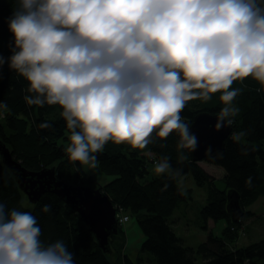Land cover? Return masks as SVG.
I'll return each mask as SVG.
<instances>
[{
	"label": "clouds",
	"instance_id": "obj_1",
	"mask_svg": "<svg viewBox=\"0 0 264 264\" xmlns=\"http://www.w3.org/2000/svg\"><path fill=\"white\" fill-rule=\"evenodd\" d=\"M13 2L14 43L7 59L0 55V72L7 63L27 81V105L61 109L74 163L97 167L109 141L144 149L157 128V137L175 132L180 148L195 151L198 138L181 115L188 101L219 93V131L239 111L234 81L252 77L264 87V0ZM6 111L0 101V115ZM154 171L180 176L166 157ZM41 234L31 212L0 202V264H75L64 241L45 245Z\"/></svg>",
	"mask_w": 264,
	"mask_h": 264
},
{
	"label": "trees",
	"instance_id": "obj_2",
	"mask_svg": "<svg viewBox=\"0 0 264 264\" xmlns=\"http://www.w3.org/2000/svg\"><path fill=\"white\" fill-rule=\"evenodd\" d=\"M13 0L0 3V55H11L13 37L8 29V19L15 10ZM240 89L234 100L238 114L233 120L232 133L243 132L240 142L229 136L224 149L208 152L203 162L223 168L225 190L218 188L216 179L191 156L188 148L179 147V136L173 132L160 138L153 132V142L140 149L129 142L109 141L103 152L97 155V165L106 176H114L110 182L93 184L83 165L69 160L64 147L69 142L66 122L60 116L58 106H29L24 100L28 95V83L10 70L7 63L0 72V101L8 106L0 120V139L12 152L15 160L30 171L55 168L56 175L72 185H91L108 196L117 211L125 209L135 220L144 235L136 261L126 253V233L119 225V233L110 236L112 253H104L88 230L80 215L61 198L46 193L33 204L20 190L14 176L0 158V202L6 211L18 209L31 212L41 229V241L45 245L62 240L73 253L75 264H264V237L249 245L237 247L242 220L253 213L246 210L264 195V87L252 77L233 82ZM201 91V90H195ZM211 99L188 101L181 115L191 124L199 112L219 113L224 106L219 93ZM47 122L51 127L41 129ZM231 133V134H232ZM161 157H166L171 168L179 170V177L158 175L151 171ZM202 162V161H201ZM190 175L199 187L206 190V205L199 210V218L207 229L208 220L218 223L225 220L222 234L209 231L205 241L197 246L185 244L175 228V210L187 206L192 192L184 189L180 178ZM250 178V183H248ZM240 195L244 215L240 221H232L227 211L228 191ZM28 199V198H27ZM45 204L51 211H41Z\"/></svg>",
	"mask_w": 264,
	"mask_h": 264
},
{
	"label": "water",
	"instance_id": "obj_3",
	"mask_svg": "<svg viewBox=\"0 0 264 264\" xmlns=\"http://www.w3.org/2000/svg\"><path fill=\"white\" fill-rule=\"evenodd\" d=\"M219 113L199 112L191 124V131L198 138L195 151L191 150L194 160H205L208 152L224 149L226 139L231 136L233 124L217 131L214 129ZM211 151H208V149ZM0 158L2 164L9 169L20 190L27 196L29 202L37 203L41 196L53 193L70 205L81 217L88 230L94 235L96 242L104 253H112L110 236L119 233L116 218V208L107 195L99 188L91 185H72L56 175L55 168L41 171H30L22 163L14 159L11 150L0 139ZM227 211L232 221H240L244 215L240 195L237 191H228Z\"/></svg>",
	"mask_w": 264,
	"mask_h": 264
},
{
	"label": "rangeland",
	"instance_id": "obj_4",
	"mask_svg": "<svg viewBox=\"0 0 264 264\" xmlns=\"http://www.w3.org/2000/svg\"><path fill=\"white\" fill-rule=\"evenodd\" d=\"M5 0H0L4 2ZM4 114L0 115V120H2ZM155 164V163H153ZM217 180L216 185L220 189H225V184L223 181V168L216 167L209 163L202 164ZM154 165L151 166V171ZM83 170L92 178L93 184L97 185L99 183L110 182L114 176H106L98 167L89 168L83 166ZM182 186L184 189H189L192 192L191 200H188L189 204L180 207L175 210V228L181 237L185 240L186 245L197 246L200 242L205 241L209 235V231H213L216 234H222V228L226 225L225 220H219L215 223L213 220H208L207 229L204 230L202 227V222L199 218V210L206 205L205 193L206 190L199 187L196 182L192 179L190 175H184L180 178ZM24 201L28 199L24 197ZM246 210L252 212L250 217L242 220L243 227L241 229L240 236L236 241L237 247H242L249 245L252 241L262 239L264 237V195L258 198L257 201L251 204ZM136 217H131V219L123 224L126 230L127 237L125 236L126 253L131 260L136 261L140 246L144 240V236L135 220Z\"/></svg>",
	"mask_w": 264,
	"mask_h": 264
},
{
	"label": "built area",
	"instance_id": "obj_5",
	"mask_svg": "<svg viewBox=\"0 0 264 264\" xmlns=\"http://www.w3.org/2000/svg\"><path fill=\"white\" fill-rule=\"evenodd\" d=\"M116 218L119 225H123L131 219V216L125 209H120L119 211L116 210Z\"/></svg>",
	"mask_w": 264,
	"mask_h": 264
},
{
	"label": "crops",
	"instance_id": "obj_6",
	"mask_svg": "<svg viewBox=\"0 0 264 264\" xmlns=\"http://www.w3.org/2000/svg\"><path fill=\"white\" fill-rule=\"evenodd\" d=\"M200 163V165L205 169V170H207L208 171V169L207 168H205L202 164L203 163H206V162H199ZM153 172H154V168H153V170H152ZM209 172V171H208ZM222 172H223V176H224V170H222ZM210 173V172H209ZM211 174V173H210ZM212 175V174H211ZM213 176V175H212ZM214 177V176H213ZM222 190H225V189H222ZM123 226V225H122ZM227 226V224L222 228V230L225 228ZM124 229V228H123ZM124 231H125V233H126V230L124 229ZM212 231V230H211ZM213 232V231H212ZM222 232V231H221ZM214 233V232H213ZM216 234V233H215ZM220 234V233H219ZM219 234H217V235H219ZM144 236V235H143ZM126 237H127V234H126Z\"/></svg>",
	"mask_w": 264,
	"mask_h": 264
}]
</instances>
